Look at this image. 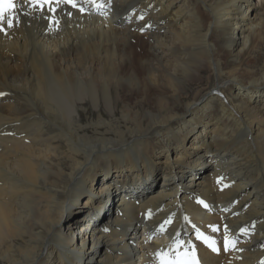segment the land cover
Listing matches in <instances>:
<instances>
[{
  "label": "bare ground",
  "instance_id": "1",
  "mask_svg": "<svg viewBox=\"0 0 264 264\" xmlns=\"http://www.w3.org/2000/svg\"><path fill=\"white\" fill-rule=\"evenodd\" d=\"M11 2L0 264H264V0Z\"/></svg>",
  "mask_w": 264,
  "mask_h": 264
},
{
  "label": "snow or ice",
  "instance_id": "2",
  "mask_svg": "<svg viewBox=\"0 0 264 264\" xmlns=\"http://www.w3.org/2000/svg\"><path fill=\"white\" fill-rule=\"evenodd\" d=\"M66 2L72 3L74 7L76 6L75 0H66ZM97 6L99 7V6H102V5H97ZM13 7L14 6H13L11 0H0V17H2V15H3V13L5 11L12 10ZM81 10H83V9H81ZM13 19L14 18L8 19V21H7L8 27H12L13 26ZM0 22H2V21H0ZM0 95H3V93H0ZM205 242H207V238H205ZM224 243H225V250H227V248H228V246L230 244V241L225 239ZM232 246L233 247L235 246L234 243L232 244ZM209 247H211L213 251H219V249L215 247V242L214 241L209 244Z\"/></svg>",
  "mask_w": 264,
  "mask_h": 264
},
{
  "label": "rangeland",
  "instance_id": "3",
  "mask_svg": "<svg viewBox=\"0 0 264 264\" xmlns=\"http://www.w3.org/2000/svg\"><path fill=\"white\" fill-rule=\"evenodd\" d=\"M164 1V0H163ZM195 3H196V1H195ZM197 4V3H196ZM178 5V3H176V4H174V6H173V8L172 9H174L176 6ZM256 7V6H255ZM244 7H243V5H241V7L239 8V11H241V12H244ZM238 13V12H237ZM168 15L169 14H164V15H162V16H160V20L158 21V23H164L165 21H166V19H167V17H168ZM188 15V13H186L184 16H187ZM186 20V19H185ZM237 45V44H236ZM262 56L264 57V51L262 52ZM235 90H233V92H234ZM243 99H247V97H244L243 96ZM259 99V101H257L256 102V104H257V106H260L261 104H262V102H263V100H264V98L261 96V97H259L258 98ZM212 104H215V102H212ZM214 113H218V109H217V106H215V108H214ZM230 122H227V125L228 126H230ZM214 123L212 124V125H210L212 128L214 127ZM210 134V133H209ZM186 143H188V141L186 140V141H184V144H186ZM204 168V167H203ZM203 168H201L200 170H202ZM199 170V171H200ZM161 179H159L158 180V183H159V181H160ZM158 185H161V184H158ZM158 185H155V187L156 186H158Z\"/></svg>",
  "mask_w": 264,
  "mask_h": 264
}]
</instances>
